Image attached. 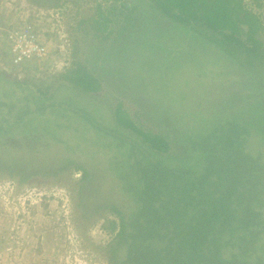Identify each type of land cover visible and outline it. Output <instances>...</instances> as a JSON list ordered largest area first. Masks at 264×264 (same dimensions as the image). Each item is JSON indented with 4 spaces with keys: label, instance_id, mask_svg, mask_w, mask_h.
Here are the masks:
<instances>
[{
    "label": "trees",
    "instance_id": "16d2710c",
    "mask_svg": "<svg viewBox=\"0 0 264 264\" xmlns=\"http://www.w3.org/2000/svg\"><path fill=\"white\" fill-rule=\"evenodd\" d=\"M263 6L264 0H98L78 24L86 37L74 39L75 66L57 75L63 82L53 93L0 70V88L27 90L24 100L42 116H28V104H11L8 113L16 107L15 114L5 118L0 101V141L40 125L53 140L45 149L71 147L67 154L76 155L49 173L81 171L83 214L106 164L119 181L120 193L100 203L115 217L104 224L115 233L109 264H264ZM218 80L210 102L209 87ZM72 88L78 93L56 96ZM194 94L196 104L184 110ZM93 102L111 108V125ZM207 109L213 111L202 116ZM56 115L73 116L76 126L57 123ZM81 124L101 139L112 137L110 143H127V157L111 149L102 163L84 153ZM65 127L72 128L69 137Z\"/></svg>",
    "mask_w": 264,
    "mask_h": 264
},
{
    "label": "rangeland",
    "instance_id": "374dc122",
    "mask_svg": "<svg viewBox=\"0 0 264 264\" xmlns=\"http://www.w3.org/2000/svg\"><path fill=\"white\" fill-rule=\"evenodd\" d=\"M97 3L98 0H61L60 3L57 0L58 5L54 6V0H41V3L33 0H0V70L6 72L8 79H27L26 85L32 89L41 87L53 93L55 87L63 82L62 79L56 80L57 75L75 66L73 61L78 57L72 54L74 39L86 37V29H79L82 26L78 24L92 16ZM25 23L33 27L29 36L43 42L45 55L15 60L17 54L13 51L10 35L13 36ZM221 82L218 80L210 87L209 83L203 85L215 92L209 93L206 100H217L214 96ZM4 89L0 88V101L6 105L3 106L5 118L12 119L18 107L28 104L31 109L28 116L42 119L35 111L34 101L24 100L27 90L9 86ZM66 92L57 91L56 96L73 95L78 90L72 88L69 93ZM190 98L185 100L189 104L184 109L186 111H191V103L197 100V95ZM114 101L112 99V104ZM11 104L17 108L14 107L12 113H8ZM93 106L103 112V117L111 125V108L106 104L99 105L98 102H93ZM126 107L133 116V106L128 103ZM210 111L213 109H207L201 115ZM179 116L185 121L188 119ZM211 117L214 118L213 115H207L206 120L209 121ZM54 118L57 123L62 122L65 126H76L73 116L56 115ZM39 126L29 133L16 131L12 138L6 135L2 139L3 143L0 141V264H109L108 249L115 233L109 232L104 224L106 217H115L108 209L102 208L100 203L111 199V193H120L119 181L106 170V164L93 184L95 191L90 197L89 214H83V208L78 203L81 171L70 167L57 174L49 173L60 166V160L75 156L76 153L68 155L73 150L67 152L71 147L65 148L62 143L56 144L57 151L53 146L45 149L46 144L53 141L52 136L46 135ZM80 127V138L77 139L84 143V153H93L95 159L102 163L110 157L111 149L119 157H127V143L120 147L116 145L118 142L115 139L110 143L112 137L101 139V133L83 129L82 124ZM72 128L60 130L64 137H69ZM77 139L70 138L69 145H75ZM100 143L105 144L103 148L98 147ZM122 152L124 154L121 156ZM39 168L44 172H37ZM123 200L128 209L133 208L130 198Z\"/></svg>",
    "mask_w": 264,
    "mask_h": 264
},
{
    "label": "built area",
    "instance_id": "2783aa9c",
    "mask_svg": "<svg viewBox=\"0 0 264 264\" xmlns=\"http://www.w3.org/2000/svg\"><path fill=\"white\" fill-rule=\"evenodd\" d=\"M32 30V25L25 23L17 29L13 36L10 35V38L13 39V51L17 54L15 60L45 55L43 42L37 41L36 37L29 36Z\"/></svg>",
    "mask_w": 264,
    "mask_h": 264
}]
</instances>
